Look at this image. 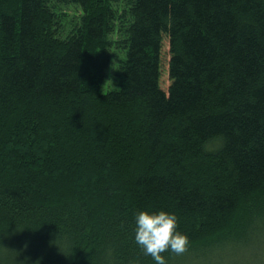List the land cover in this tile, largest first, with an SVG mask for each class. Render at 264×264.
<instances>
[{"label": "trees", "instance_id": "obj_1", "mask_svg": "<svg viewBox=\"0 0 264 264\" xmlns=\"http://www.w3.org/2000/svg\"><path fill=\"white\" fill-rule=\"evenodd\" d=\"M141 210L189 238L167 264L257 259L264 0H0V264H154Z\"/></svg>", "mask_w": 264, "mask_h": 264}, {"label": "clouds", "instance_id": "obj_2", "mask_svg": "<svg viewBox=\"0 0 264 264\" xmlns=\"http://www.w3.org/2000/svg\"><path fill=\"white\" fill-rule=\"evenodd\" d=\"M133 242L143 255L150 256L154 264H167L162 253H184L189 238L178 229V218L165 210H141L134 215Z\"/></svg>", "mask_w": 264, "mask_h": 264}, {"label": "rangeland", "instance_id": "obj_3", "mask_svg": "<svg viewBox=\"0 0 264 264\" xmlns=\"http://www.w3.org/2000/svg\"><path fill=\"white\" fill-rule=\"evenodd\" d=\"M77 9H75L73 6L68 7L65 10V13L69 15L70 18H73L76 16ZM110 56L108 61L106 62V67L103 70L102 73V88L103 90L107 91L108 89H113L117 87L118 85V58L121 55L119 54L118 50L116 48L112 49L110 52ZM168 62H169V51H168V45H165L164 52H163V74H162V87L166 91L169 87V79H168ZM94 130V129H93ZM88 135H93V131L89 130L86 132ZM74 136H71V134L62 135V139L68 140L72 139ZM41 149H44V146L40 147ZM82 150L81 145L79 143L76 147H73V152L75 154H78ZM74 159V158H73ZM208 232V231H207ZM207 235V234H206ZM248 253H240V255L236 258H229L228 260H222L221 264H264V247L260 248L256 254L257 259L253 258L252 255H247ZM231 253L227 252L225 253V256L230 257ZM223 256V257H225ZM241 257V258H240Z\"/></svg>", "mask_w": 264, "mask_h": 264}]
</instances>
